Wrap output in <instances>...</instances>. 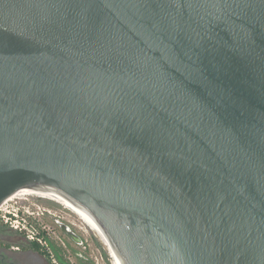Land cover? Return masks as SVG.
I'll list each match as a JSON object with an SVG mask.
<instances>
[{
  "label": "water",
  "instance_id": "obj_1",
  "mask_svg": "<svg viewBox=\"0 0 264 264\" xmlns=\"http://www.w3.org/2000/svg\"><path fill=\"white\" fill-rule=\"evenodd\" d=\"M35 188L114 264H264V0H0V206Z\"/></svg>",
  "mask_w": 264,
  "mask_h": 264
},
{
  "label": "flooded vegetation",
  "instance_id": "obj_2",
  "mask_svg": "<svg viewBox=\"0 0 264 264\" xmlns=\"http://www.w3.org/2000/svg\"><path fill=\"white\" fill-rule=\"evenodd\" d=\"M23 199L28 198L5 201L0 206V264H82L89 261L80 252L82 250H71L63 242L62 237L83 251L87 250L74 226L56 219L62 236L57 239L61 241L63 249L53 237L54 230L51 233L43 229L37 217L26 215L20 208L16 212V205L25 204ZM15 227H21V230Z\"/></svg>",
  "mask_w": 264,
  "mask_h": 264
},
{
  "label": "rangeland",
  "instance_id": "obj_3",
  "mask_svg": "<svg viewBox=\"0 0 264 264\" xmlns=\"http://www.w3.org/2000/svg\"><path fill=\"white\" fill-rule=\"evenodd\" d=\"M35 196L36 195L25 196V198L28 199L24 200L25 204L16 205V212L22 210L26 215L37 217L40 227L47 229L51 233H53L52 231L54 230L55 234H53V237L63 249L64 246L61 241L57 239V237L62 236L59 232L60 229L58 228L56 219L74 226L77 234L85 242L87 250L84 249L83 251V249L79 248L75 244H70L68 239H64L63 237L62 239L63 242L69 246V249L75 251L82 250L80 252L89 258V261H83L82 264H113V260L105 244L76 214H74L70 209L63 207L54 201ZM14 200L16 201L18 198Z\"/></svg>",
  "mask_w": 264,
  "mask_h": 264
},
{
  "label": "bare ground",
  "instance_id": "obj_4",
  "mask_svg": "<svg viewBox=\"0 0 264 264\" xmlns=\"http://www.w3.org/2000/svg\"><path fill=\"white\" fill-rule=\"evenodd\" d=\"M39 196L44 199H49L54 201L61 206L70 209L74 214H76L84 223L89 227V224L94 220L91 215L77 202H75L70 197L64 195L61 192L54 190H46V189H23L14 196H12L7 201H11L17 198H25V196ZM22 200V199H21ZM24 200V199H23ZM5 205V204H4ZM85 225V226H86ZM90 228V227H89ZM91 229V228H90ZM92 230V229H91ZM114 264V262H113Z\"/></svg>",
  "mask_w": 264,
  "mask_h": 264
},
{
  "label": "built area",
  "instance_id": "obj_5",
  "mask_svg": "<svg viewBox=\"0 0 264 264\" xmlns=\"http://www.w3.org/2000/svg\"><path fill=\"white\" fill-rule=\"evenodd\" d=\"M17 230H21V227H15Z\"/></svg>",
  "mask_w": 264,
  "mask_h": 264
}]
</instances>
